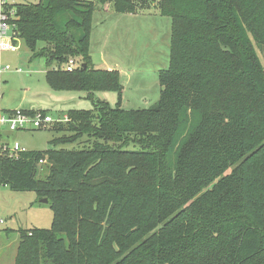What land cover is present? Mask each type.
I'll return each mask as SVG.
<instances>
[{
	"label": "trees",
	"instance_id": "16d2710c",
	"mask_svg": "<svg viewBox=\"0 0 264 264\" xmlns=\"http://www.w3.org/2000/svg\"><path fill=\"white\" fill-rule=\"evenodd\" d=\"M9 8L50 86L93 100L69 112L73 135L52 142L79 147L0 159V186L37 192L55 211L52 229L22 233L16 264H264V0H160L170 65L144 110L94 100L122 86L117 70L91 66V2Z\"/></svg>",
	"mask_w": 264,
	"mask_h": 264
},
{
	"label": "rangeland",
	"instance_id": "374dc122",
	"mask_svg": "<svg viewBox=\"0 0 264 264\" xmlns=\"http://www.w3.org/2000/svg\"><path fill=\"white\" fill-rule=\"evenodd\" d=\"M39 1L9 0L19 4ZM78 1L91 2L94 6L90 36L91 66L96 70H106L109 65L115 66L116 60L120 62L117 71L122 86L121 96L117 91H100L95 93L94 100L108 102L111 107L120 105L126 110H144L155 106L161 96L159 73L170 65L172 31L171 19L158 10L160 0H157L156 6L142 1L133 2L136 6L133 12H119L110 1L105 5L99 0ZM17 46L16 52L0 53V65L9 67L0 84V107L3 110L24 111L31 115L41 111L63 119L65 115L68 118L72 116L69 113L71 110L93 109V100L87 98L86 92L50 86L46 78L49 69L46 59L35 58L22 40ZM259 56L264 68V58L262 54ZM70 121L69 118L59 124L65 126V134L54 127L16 132L3 129L2 141L9 146L19 143L28 152L72 150L79 147L78 144H52L55 139L73 135L68 131ZM47 174L45 163L38 178L44 179ZM42 200L34 191L0 187V220L4 222L0 225V264H16L22 233L52 229L55 211L51 202L45 204Z\"/></svg>",
	"mask_w": 264,
	"mask_h": 264
},
{
	"label": "built area",
	"instance_id": "2783aa9c",
	"mask_svg": "<svg viewBox=\"0 0 264 264\" xmlns=\"http://www.w3.org/2000/svg\"><path fill=\"white\" fill-rule=\"evenodd\" d=\"M142 0H132V2ZM15 3H10L9 0H0V53L3 51L16 52L18 50L17 43L20 40L16 26V10L15 8H9ZM112 4V3H111ZM110 4V5H111ZM79 66L78 62L74 58H70L65 66L67 72H73ZM9 67H3L0 65V84L3 80V76L8 72ZM21 72V70H18ZM2 97L0 90V98ZM69 120L68 116L54 117L50 114L43 113L41 111L35 112L33 115L24 111H6L0 107V159L3 157L14 158L19 153L27 152L24 148H21L19 143L9 146L2 141L3 129H7L10 132L16 131H30V130H48L53 126L61 123H65ZM46 160H41L40 165L45 164ZM1 187V186H0ZM4 222L0 220V225Z\"/></svg>",
	"mask_w": 264,
	"mask_h": 264
},
{
	"label": "crops",
	"instance_id": "0c3cea01",
	"mask_svg": "<svg viewBox=\"0 0 264 264\" xmlns=\"http://www.w3.org/2000/svg\"><path fill=\"white\" fill-rule=\"evenodd\" d=\"M113 67H115L116 70H118L120 68V62L116 60L115 66H113ZM113 67L111 65H109L108 67H105V68H106V70L113 71V70H115ZM41 110H43V109H41ZM65 116H67V115H65Z\"/></svg>",
	"mask_w": 264,
	"mask_h": 264
},
{
	"label": "water",
	"instance_id": "95a60500",
	"mask_svg": "<svg viewBox=\"0 0 264 264\" xmlns=\"http://www.w3.org/2000/svg\"><path fill=\"white\" fill-rule=\"evenodd\" d=\"M82 68H86V64H83V65H82ZM48 202H49L48 199H43V200H42V203L47 204Z\"/></svg>",
	"mask_w": 264,
	"mask_h": 264
}]
</instances>
